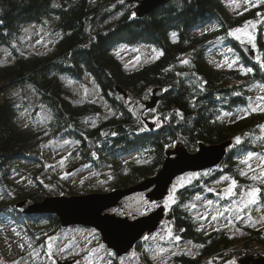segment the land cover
<instances>
[{
    "label": "trees",
    "instance_id": "1",
    "mask_svg": "<svg viewBox=\"0 0 264 264\" xmlns=\"http://www.w3.org/2000/svg\"><path fill=\"white\" fill-rule=\"evenodd\" d=\"M252 1L255 6L228 19L224 0H165L142 17H137V5L133 8L135 3L129 0H0V50L9 51L13 57L12 64H0V218L23 224L36 220L43 223L37 232H27L37 246L44 243L46 233L59 231L54 216L20 215L9 201L12 198L3 195L12 174L23 173L27 164L41 162L38 148L45 142L75 143L74 157L80 167L94 171L109 168L117 175L116 188L124 189L154 176L164 161V151L176 142L195 152L199 143L217 145L238 137L240 142H233L223 162L206 171L208 177L202 176L176 192V202L167 214L182 240L200 246L196 258L181 255L174 257V264H201L204 258L226 248L224 235L202 236L197 231L196 217L188 205L196 197L212 198L204 188L222 176L242 181L240 157L264 150V141L253 133L264 124V113L250 112L234 124H228L225 118L247 106L256 86L264 89L261 36L257 41L262 53L259 62L249 61L239 49L240 68L214 70L206 62L207 54L218 48H236L228 31L264 16V0ZM46 20L55 23L54 53L25 58L16 49L23 29ZM213 24L216 28H208ZM138 44L149 45L160 55L126 74L114 49ZM84 77L99 89L112 112L110 117H99L102 109L97 104L74 105L69 100L62 79L82 82ZM25 86L48 112L44 123L29 131L20 124L24 107L15 98L3 96L7 90ZM117 87L126 98L116 91ZM155 89L162 90L154 108L159 125L149 129L124 101L142 100ZM131 155L132 159L119 166V161ZM30 176L34 187L24 191L22 198L39 203L47 193L35 175ZM246 242L264 247L258 232H248ZM141 247L139 242L134 249L140 251Z\"/></svg>",
    "mask_w": 264,
    "mask_h": 264
},
{
    "label": "rangeland",
    "instance_id": "2",
    "mask_svg": "<svg viewBox=\"0 0 264 264\" xmlns=\"http://www.w3.org/2000/svg\"><path fill=\"white\" fill-rule=\"evenodd\" d=\"M224 5L226 17L233 19L256 4L252 0H224ZM132 6L134 8L136 4ZM54 24V22L46 20L42 25L26 26L16 46L18 52L25 58L32 56L50 57L54 53L53 46L56 38ZM208 28L216 27L213 24ZM236 29L241 30L236 34L240 39L230 35ZM259 35L264 44V16H257L256 19L249 20L242 26L228 31L227 36L236 43V48L233 46L218 48L207 54L206 62L214 70L240 68L242 58L241 54L237 52L239 45L248 46L253 52L252 61L259 62L262 58L257 43ZM249 36L253 37L252 41L248 40ZM114 50L126 74L152 63L160 55V52L155 48L141 44L134 47L121 46ZM12 63L13 57L10 52L1 49L0 64L9 65ZM62 83L68 93L69 100L74 105L87 102L94 103L102 109L99 117L106 119L112 115L99 89L89 77H84L82 82L63 78ZM255 89L247 106L229 113L225 117L228 124H234L250 112L264 113V100L259 99L264 97V89L259 86H256ZM151 93L152 91L142 100L126 99L124 102L134 117L139 119L147 128L154 129L159 125L158 115L154 109L148 110L145 107L151 98ZM3 96L15 98L19 105L24 107L19 118L22 129L32 130L47 119L48 112L39 103L31 88L25 86L7 90ZM91 121V123H95L96 119ZM255 131L253 132L255 136L264 141V128L259 127ZM237 138L235 137L232 141L236 142ZM74 150L75 143L69 140L45 142L38 148L41 162L27 164L23 167L25 173H15L9 177L10 182L5 187V194L3 195H7L9 199L12 198L9 201L13 203L15 210L20 215L32 218L41 215L30 213L29 208L32 204L22 198L24 191L28 189L31 191L34 187L30 176L33 174L44 185L46 197L49 198L108 194L119 189L116 188L117 175L113 170L102 168L94 171L90 167H80L75 160ZM195 152L189 153L194 154ZM249 154H251V159H248L247 163H242ZM132 158L133 155L122 159L119 161V166ZM262 164H264V150L242 155L239 162L242 181L222 176L204 188L205 194L212 198L196 197L188 205L196 217V229L202 236L217 233L224 235L227 241L226 248L218 254L204 258L201 260V264H239L246 258L253 260L264 258V247L246 242L248 232H258L264 239V178L261 177L264 168H262ZM206 171L184 174L176 178L169 188L168 196L160 203L149 204L143 193H139L123 199L120 207L107 211L109 215L119 218L134 219L149 215L158 206L165 208V219L156 232L142 238L140 251L132 249L126 256L116 259L113 252L106 249L102 244L100 236L95 230L80 227L63 229L60 226L59 231L53 230L50 234L46 233L44 243L37 246L28 237L27 232H37L38 229L43 228V223L36 220L32 223L28 221L23 224L0 218V264H58L68 262H73L72 264H145L146 261L151 264H174V257L181 255L194 259L199 253L200 246L192 241L182 240L174 232L172 222L167 218V214L176 202V192L194 184L202 176H206ZM119 174L122 175L123 172L121 171ZM233 181H235V187L232 188V194H228L226 190L232 187ZM252 188L260 190L256 197L257 202L245 207L244 201L248 199L246 194Z\"/></svg>",
    "mask_w": 264,
    "mask_h": 264
},
{
    "label": "water",
    "instance_id": "3",
    "mask_svg": "<svg viewBox=\"0 0 264 264\" xmlns=\"http://www.w3.org/2000/svg\"><path fill=\"white\" fill-rule=\"evenodd\" d=\"M135 3L137 17L149 14L160 7L165 0H129ZM240 52L253 60V52L248 46L239 45ZM126 98V94L116 88ZM162 96L161 89L151 93L145 107L154 109ZM233 141L227 140L217 145L199 143L194 154L189 153L182 142H176L172 148L164 151V161L159 171L139 184L129 188L117 189L108 194H91L74 197H46L32 204L30 213L54 216L63 229L70 227L95 230L106 249L113 252L116 259L126 256L143 237L156 232L165 219V208H158L147 216L134 219L109 215L108 210L120 207L121 201L133 194L143 193L149 204L162 202L169 194V188L176 178L189 173H199L218 167L224 160ZM58 263V264H72ZM239 264H264V258H246Z\"/></svg>",
    "mask_w": 264,
    "mask_h": 264
},
{
    "label": "snow or ice",
    "instance_id": "4",
    "mask_svg": "<svg viewBox=\"0 0 264 264\" xmlns=\"http://www.w3.org/2000/svg\"><path fill=\"white\" fill-rule=\"evenodd\" d=\"M241 30L240 29H236L235 32L233 33H230V35H234L236 36L237 39H240L239 36H237L236 34L239 33ZM253 37L252 36H249L248 37V40L249 41H252ZM243 42V41H242ZM159 55V54H158ZM229 67H231V65H229ZM261 67L264 68V63L261 64ZM250 71V70H249ZM259 99L261 100H264V97H260ZM262 128H264V126H261ZM237 143H239V138H237L236 140ZM248 159H251V154H249V156L242 161V163H247L248 162ZM262 168H264V164H262ZM261 177L264 178V172L261 173ZM253 179H256V177H253ZM235 187V181L232 182V187L228 188L226 191L228 194H232V188ZM259 189L257 188H252L250 191L247 192V197L248 199L246 201H244V205L245 207H247L248 205L250 204H255L257 201H256V197L257 195L259 194ZM171 199V197H170ZM209 203H211L209 201ZM213 219H215V217H213Z\"/></svg>",
    "mask_w": 264,
    "mask_h": 264
}]
</instances>
